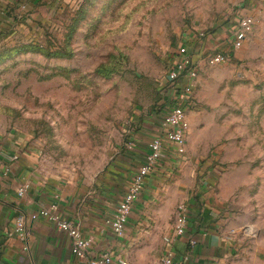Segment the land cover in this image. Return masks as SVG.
I'll list each match as a JSON object with an SVG mask.
<instances>
[{"label": "rangeland", "instance_id": "1", "mask_svg": "<svg viewBox=\"0 0 264 264\" xmlns=\"http://www.w3.org/2000/svg\"><path fill=\"white\" fill-rule=\"evenodd\" d=\"M239 1L38 0L0 49V118L30 137L49 169L99 175L126 125L165 107L166 75L186 33L230 21ZM258 5L232 60L201 68L209 99L197 102L195 150L199 162L250 160L264 183V0ZM251 194L253 207L264 204L262 189Z\"/></svg>", "mask_w": 264, "mask_h": 264}, {"label": "crops", "instance_id": "2", "mask_svg": "<svg viewBox=\"0 0 264 264\" xmlns=\"http://www.w3.org/2000/svg\"><path fill=\"white\" fill-rule=\"evenodd\" d=\"M37 2L0 0V49L12 41L27 20L23 15ZM239 2L230 21L215 25L204 35L197 31L184 36L183 43L200 64L199 74L208 64L207 52L227 51L232 55L230 60L235 56L233 40L240 19L253 17L260 8V0ZM205 80L198 75L194 100L187 111L188 154L180 157L173 145H166L129 215L123 237L115 235L108 220L144 161L148 142L160 133L165 107L152 108L147 115L138 116L131 127L126 125L124 144L99 175L88 178L49 169L30 137L0 118V264H87L86 258L72 252L71 238L46 218H28L27 235L17 233L21 214L52 203L93 239L87 257L107 251L115 259L111 264H121L120 257L129 264H159L169 247L178 258L188 255L191 264H264V204L261 201L253 207L247 201L252 189L264 193V183L259 180L262 171H252L250 160L236 164L230 154L199 162L202 157L195 150L199 140L203 142L197 105L209 99ZM164 99L167 105L169 92ZM12 154L19 158L10 161ZM6 166H10L8 173ZM22 186L26 190L20 195ZM180 203L189 206L190 222L187 232L171 245L164 237L172 230ZM192 239L196 244H191Z\"/></svg>", "mask_w": 264, "mask_h": 264}, {"label": "built area", "instance_id": "3", "mask_svg": "<svg viewBox=\"0 0 264 264\" xmlns=\"http://www.w3.org/2000/svg\"><path fill=\"white\" fill-rule=\"evenodd\" d=\"M255 21L252 16L240 19L239 27L235 33L233 47L239 48L247 35L251 32ZM201 35H204L202 31ZM231 54L227 51L207 52L206 62L211 65L225 63L231 59ZM200 64L190 52L186 43H181L174 51L169 70L166 75V86L169 91L168 104L162 110L161 131L153 136L148 142V151L144 161L135 173L133 180L119 202L115 215L108 220L112 231L118 237H123L127 231L129 215L141 196L147 178L157 168L160 163L166 145H173L175 153L180 157L188 154L187 136L190 123L187 117L189 105L193 103L196 83L199 75ZM1 155V151H0ZM18 154L8 156L10 161L17 160ZM10 171V166L5 167V172ZM26 186L20 188L19 194L22 195ZM46 218L52 221L60 230L71 238V249L79 258H86L87 264H111L114 257L111 253L103 251L96 256L87 257V253L92 246L93 239L85 236L81 229L72 220L64 217L58 209L57 203H52L47 207H41L32 211L30 214H21L17 219L16 231L21 237L27 235V219ZM190 222V208L186 203L178 205V212L175 223L169 234L164 237L166 243L171 244L180 239L188 229ZM192 239L191 244H196ZM121 264H129L128 260L120 257ZM159 264H191L190 257L183 258L175 256L172 248H168L160 259Z\"/></svg>", "mask_w": 264, "mask_h": 264}]
</instances>
